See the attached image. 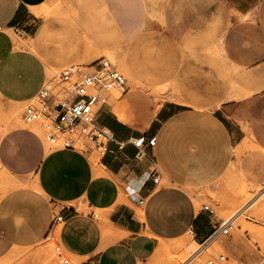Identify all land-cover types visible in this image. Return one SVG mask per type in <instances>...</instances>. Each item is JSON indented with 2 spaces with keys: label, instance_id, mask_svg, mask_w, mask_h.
<instances>
[{
  "label": "crops",
  "instance_id": "crops-1",
  "mask_svg": "<svg viewBox=\"0 0 264 264\" xmlns=\"http://www.w3.org/2000/svg\"><path fill=\"white\" fill-rule=\"evenodd\" d=\"M50 2L0 0V101L30 102L47 82L48 69L87 61L101 50L92 29L93 13L71 18L57 13L52 20L33 12ZM205 4L206 16L230 22L222 53L238 70L233 79L246 91L209 109L167 104L146 131L104 112L96 122L110 138L99 144L103 152L97 164L91 150L61 147L46 153L34 134L11 133L0 143V178L5 173L14 181L0 196V261L14 249L43 244L62 224L64 245L83 264H141L154 251L153 264L160 240L168 243L193 234L195 242L205 245L215 237L225 220L214 210L198 211L189 188L218 182L231 166L260 157L257 149L264 152V0ZM8 31L31 37L32 48L16 44ZM14 110L0 103V112L10 118ZM141 136L157 138L144 157L133 144ZM154 165L162 172L156 168L157 175H152ZM80 204L92 212L80 213ZM96 211L105 213L106 227L96 220ZM58 214L64 221L54 225ZM119 234L124 237L104 243L105 237L113 241ZM221 236L235 263L261 264L248 233Z\"/></svg>",
  "mask_w": 264,
  "mask_h": 264
},
{
  "label": "rangeland",
  "instance_id": "rangeland-1",
  "mask_svg": "<svg viewBox=\"0 0 264 264\" xmlns=\"http://www.w3.org/2000/svg\"><path fill=\"white\" fill-rule=\"evenodd\" d=\"M121 1L122 5L120 0H51L44 9H39V15L45 14L52 20L57 13L65 14L68 18L84 11L95 15L92 29L97 49L100 47L101 50L87 61L48 69L47 85L52 86L55 96L61 99L70 96V84L61 79L63 71L71 67L90 71L87 69L88 65L105 58L124 75L127 88L121 90V93H106L107 103L101 107L96 120L104 112L116 119V108L133 106L137 112L135 119L123 122L146 131L150 130L159 111L167 104L177 102L192 108L209 109L246 91L244 85L233 79L238 70L226 62L222 53L223 34L230 22L213 15L206 16V0ZM8 34L16 43L19 42V46L26 44L25 46L32 48L31 37L21 38L15 31H8ZM37 101L38 99L23 105L0 101L4 108L14 107L19 111L17 118L12 115L10 118L0 112V143L11 133L25 130L39 138L46 153L63 147L65 136H59L55 145L47 141L45 120L28 123L24 119L27 106L30 103L37 104ZM148 102L150 113L147 112ZM67 138L72 140L77 149L91 150V155L97 159L103 152L99 144L108 143V139L104 137L93 141L80 134ZM256 153L260 157H250L248 165H233L228 174L218 182L205 188H189V191L198 211L207 205L224 220L233 218L230 234L239 238L246 237L248 233L250 247L258 252L261 264H264V152L257 149ZM154 168L162 172L160 166L154 165L151 171ZM164 177L167 178L165 175ZM12 182L14 181L3 173L0 178V196L10 189ZM78 210L84 215L92 212L82 204ZM96 214L101 227H106L105 213L96 211ZM62 227L63 224L43 244L18 250L19 255L9 254L0 264H65L66 259L69 260L68 264H83V261H79L81 258L72 254L64 245ZM191 235L192 241H195L193 234ZM122 237L124 235L113 241L105 237L104 243L110 245ZM223 239L222 236L214 237L207 242L197 259L188 258L187 248L191 244L185 249H179L180 239L169 241L166 243L167 253L153 264H237L223 246ZM153 253L141 264H149Z\"/></svg>",
  "mask_w": 264,
  "mask_h": 264
},
{
  "label": "built area",
  "instance_id": "built-area-1",
  "mask_svg": "<svg viewBox=\"0 0 264 264\" xmlns=\"http://www.w3.org/2000/svg\"><path fill=\"white\" fill-rule=\"evenodd\" d=\"M84 68L71 67L61 74L64 83L70 84V96L61 99L55 96L51 85L47 82L36 98L37 104L30 103L24 113V119L28 123L38 120H45L47 123V141L51 145L57 144L59 136H65L63 148H76L70 136L80 134L93 141L104 137L109 140L110 134L106 129L100 127L96 122V117L103 105H106L107 92L126 90L127 80L124 75L117 70L113 64L101 58L87 66L90 71ZM156 137L141 136L133 141L134 146L139 150L140 157H144L147 148L156 145ZM100 144H104L101 142ZM152 175H157L154 168ZM155 183L159 182V176L153 178ZM204 210L212 211L210 206L205 205ZM95 217H98L95 214ZM64 221L62 215H57L53 224H60ZM233 218L225 220L221 227L214 231L215 237L228 234L233 226ZM62 256V253H59ZM65 264L69 260L64 261ZM216 264V263H210Z\"/></svg>",
  "mask_w": 264,
  "mask_h": 264
},
{
  "label": "bare ground",
  "instance_id": "bare-ground-1",
  "mask_svg": "<svg viewBox=\"0 0 264 264\" xmlns=\"http://www.w3.org/2000/svg\"><path fill=\"white\" fill-rule=\"evenodd\" d=\"M33 12H35L37 15L40 14V11H39V8H32ZM29 42V41H28ZM31 42H33V40H31ZM19 43V42H17ZM16 43V44H17ZM31 44V43H30ZM26 45V44H25ZM118 93H121V91H117V90H114ZM148 101V100H147ZM150 101V100H149ZM13 104V103H12ZM24 104V103H23ZM182 104V103H181ZM150 106H149V102H148V107H147V112L150 113ZM114 114L118 117L119 120L121 121H132L135 119L136 117V110L134 109L133 106H128V107H123V108H116L114 110ZM11 115L13 118H17V116L19 115V111L14 110L11 112ZM20 118V117H19ZM138 118V117H137ZM143 122V121H142ZM141 125V124H140ZM107 132H109L107 129H106ZM102 153V152H101ZM99 159V158H98ZM98 159L95 158L94 156H92V161L94 163H97L98 162ZM8 184V182H7ZM19 185V184H18ZM17 185V186H18ZM243 187V186H242ZM250 201V200H249ZM254 205V204H253ZM241 209V208H240ZM248 209V208H247ZM242 215V214H241ZM140 216V215H139ZM192 236L191 235H186L184 236L183 238H180V244H179V249H185L187 246H189V244H191V246L189 248H187L188 250V258H193V259H197L199 257V254H201V252H203L202 248H204V245H199L197 242L195 241H192ZM160 245L158 246L156 252H155V255H154V258H153V262L157 261L158 259L160 260V257L164 254L167 253L168 251V248H167V245H166V242L165 241H162L160 240ZM18 250H21V249H14L10 254H13V255H19L18 253ZM208 251V250H206ZM18 253V254H17ZM13 255H11L13 257ZM186 256V255H185ZM15 258V257H13ZM18 259V258H17ZM189 260V259H188ZM80 261V260H79ZM196 261V260H195ZM53 262V261H52ZM187 262V261H185ZM184 262V263H185ZM191 264V263H189Z\"/></svg>",
  "mask_w": 264,
  "mask_h": 264
}]
</instances>
